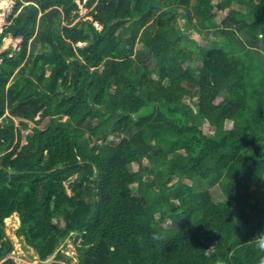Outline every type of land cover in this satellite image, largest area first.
Returning a JSON list of instances; mask_svg holds the SVG:
<instances>
[{"label": "trees", "instance_id": "16d2710c", "mask_svg": "<svg viewBox=\"0 0 264 264\" xmlns=\"http://www.w3.org/2000/svg\"><path fill=\"white\" fill-rule=\"evenodd\" d=\"M14 1L0 40L18 30L24 43L0 65V120L18 119L0 128V264H17L3 261L15 213L42 259L76 233L78 264H264V0H88L101 31L73 25L77 0ZM178 17L223 39L203 47ZM138 42L158 70L132 57Z\"/></svg>", "mask_w": 264, "mask_h": 264}, {"label": "rangeland", "instance_id": "374dc122", "mask_svg": "<svg viewBox=\"0 0 264 264\" xmlns=\"http://www.w3.org/2000/svg\"><path fill=\"white\" fill-rule=\"evenodd\" d=\"M5 0H0V15H2L3 18V23H2V29L0 30V38L2 36V33L4 31V29L8 26H10L12 24V18L15 17L17 14L14 13V9L16 6V2L14 0H6V3L4 4ZM217 0H214L213 3H216ZM88 2V0H77V3L79 5V10L75 13H78V17L75 20V22L73 23V25H75L76 23L80 22V21H91L95 24L96 28L101 31L103 29V26L101 24H99L97 21L94 20V17L92 15V9L93 8H89L86 6V3ZM238 7L237 4H234V8ZM163 10H165V8H163ZM216 11V8H215ZM180 14H182V11H179ZM221 14H226L221 13ZM177 25L184 30L188 36L191 39L196 40L197 42L200 43L201 46L203 47H209V43L211 41H218V40H222V36H217L214 35L212 32L208 33V36L205 37V35H201L197 32H195V30H193L192 28H188L187 29V24H186V20L182 17H178L177 20ZM14 32L10 33L7 37L1 39L0 41V65L2 64L3 60H4V56L5 54H8L9 58L14 56L16 54L17 51H19L22 47V44L24 43L23 38L18 36V38H14ZM32 41V40H31ZM87 43H80L79 46H86ZM33 48V46H32ZM43 50H49L47 48V46H44L43 44H40L39 46L36 47V54L38 52H42ZM133 58L137 59L140 63H145L147 64L149 67H151L150 69L152 71H156L158 70V68L155 66V61H153L150 57V52L149 51H144V45L140 42H138L135 45V50L133 53ZM200 65V63H199ZM50 72L47 73V75H49ZM153 77L154 78H158L159 79V75H157L156 72L153 73ZM164 83L168 84L169 80L168 79H164ZM190 82L186 81L183 83L184 86H187L189 89H191L192 91V95H187L184 100L189 103V104H193L197 102L198 97H199V87L194 86L193 84L190 85ZM219 101L221 99H218ZM13 118V122L16 123L18 126V119L15 117L10 116L9 112L6 113L5 117L3 119L0 120V128H4L10 120H12ZM39 119V118H37ZM227 127L230 128L232 126V122L228 121L227 123ZM202 129L207 133V134H211L213 128L207 123L205 122L202 126ZM32 132V130H28L25 131L24 137L28 134ZM124 136L121 138H117L115 136H110L108 138V143H112V144H117L121 139H123ZM91 144L93 145V140L91 139ZM26 140L24 138L23 142H21V145L25 144ZM105 144V143H102ZM7 152V147H3L0 148V163H1V159L2 156ZM144 162L146 164H149L148 159H145ZM133 170L137 171L139 169L138 164H134L132 166ZM78 175L72 177L69 181H67L65 183L66 188H67V192L70 195H73L75 193V191H73L72 189V184H75V182L78 180ZM150 177H147V179H149ZM93 179L96 180V176L93 177ZM93 179L91 178V181L87 183V186L89 188V190H87L85 187L80 190L81 192L85 193V201H91L93 199L94 193L97 192V183L95 181H93ZM177 181V178L174 179V181L172 182L175 183ZM190 183V182H189ZM191 184V183H190ZM138 185H134L133 188H135L137 190ZM212 197L214 200H221L224 198L223 192L221 190V188L217 185L214 187L210 188ZM18 217V218H17ZM14 216V218L12 220L8 219L4 221L5 224V232H6V239L9 240L13 246V250L12 252L5 257V260L7 259H13L17 264H78L79 263V259H80V252L78 250V246L81 239H77V234L76 233H70V235L66 238H61L55 248V251L53 252V254H51L50 256H48L46 259H42L40 254L32 247H30L27 244L26 238L25 237H19L17 234L18 229L20 228V221L18 223V219L19 216L17 215ZM55 223H58L60 225L61 228L65 227V220L62 217L59 218H55L54 219ZM17 224V225H16ZM163 225L165 227H169V222L166 221L165 223H163ZM8 233V234H7ZM24 241V242H23Z\"/></svg>", "mask_w": 264, "mask_h": 264}, {"label": "clouds", "instance_id": "9594fccd", "mask_svg": "<svg viewBox=\"0 0 264 264\" xmlns=\"http://www.w3.org/2000/svg\"><path fill=\"white\" fill-rule=\"evenodd\" d=\"M18 216L19 214L16 213ZM19 220H20V217H19ZM20 223H21V220H20ZM21 226V224H20ZM153 240H160L162 239V237L158 234V233H153L152 234V237H151ZM136 240L138 243L142 244L143 243V240H144V237L143 236H137L136 237ZM253 242L255 243L256 247L264 252V232H260L258 233L254 238H253ZM215 248H216V245L213 244L211 246H209L207 249H204V252H205V255H211L214 253L215 251ZM219 264V262H218Z\"/></svg>", "mask_w": 264, "mask_h": 264}, {"label": "bare ground", "instance_id": "6f19581e", "mask_svg": "<svg viewBox=\"0 0 264 264\" xmlns=\"http://www.w3.org/2000/svg\"><path fill=\"white\" fill-rule=\"evenodd\" d=\"M1 3V2H0ZM6 3V0L4 1V4ZM2 23H3V18H2V15H0V30L2 29ZM14 216H16L17 217V214L15 213V214H13L11 217H8V218H6V220H8V219H10V220H12L13 218H14ZM18 218V217H17ZM19 219H18V223H19ZM17 225V224H16ZM8 234V233H7ZM24 242V241H23Z\"/></svg>", "mask_w": 264, "mask_h": 264}, {"label": "water", "instance_id": "95a60500", "mask_svg": "<svg viewBox=\"0 0 264 264\" xmlns=\"http://www.w3.org/2000/svg\"><path fill=\"white\" fill-rule=\"evenodd\" d=\"M14 38H18V30L14 33ZM77 239H80L81 238V234H77ZM229 250H230V247H229Z\"/></svg>", "mask_w": 264, "mask_h": 264}]
</instances>
